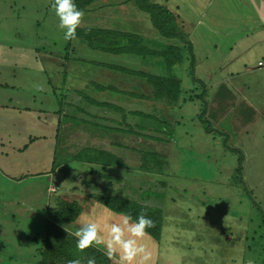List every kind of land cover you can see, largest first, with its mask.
Listing matches in <instances>:
<instances>
[{
    "label": "rangeland",
    "instance_id": "rangeland-1",
    "mask_svg": "<svg viewBox=\"0 0 264 264\" xmlns=\"http://www.w3.org/2000/svg\"><path fill=\"white\" fill-rule=\"evenodd\" d=\"M172 1L170 7L177 3L178 13L188 22L176 19L182 33L190 24L193 32L202 30L212 17L217 27L210 24L211 35L234 29L252 12L240 0H227L226 6L221 0ZM97 3L100 8L90 12L93 27H78L76 38L65 41L49 0L0 2V39L31 44L26 63L2 70L0 62V82L24 88V102L19 104L24 108L0 109V168L23 178L3 187L14 185L9 191L27 194L25 185L32 192L51 185L58 190L54 199L59 195L76 201L81 212L62 227L64 239L75 237L83 217L119 214L101 200H134L161 208L160 237L149 235L144 241L151 254L147 264H247L249 258L264 264V79L254 78L255 67L242 75L243 94L233 81L225 82L234 104H228L222 118L221 113L215 118L204 114L205 128H211L206 132L199 117L204 105L197 96L204 91L209 108L224 89L210 87L209 93L193 79L185 42L161 36L150 13L133 0ZM91 30L128 34L143 53L114 54L97 48L101 42ZM121 39L127 43L126 37ZM171 45L183 48L184 58L168 68L163 53ZM159 76L180 82L185 99L155 91L153 82ZM18 91L16 87L11 94L21 100ZM251 95L259 99L258 113L245 102ZM215 106L212 101L211 109ZM250 117L251 124L244 127ZM50 119H55L54 129ZM35 136L38 139L29 140ZM84 148L96 150L98 157L73 160ZM110 155L120 161L109 163ZM240 156L242 182L235 172ZM53 161L58 167H52ZM35 205H40L37 200ZM40 218L21 222L38 242L45 234ZM59 243L47 249L42 245L41 251L51 254L47 264H67L55 247ZM107 263L117 264L109 258Z\"/></svg>",
    "mask_w": 264,
    "mask_h": 264
},
{
    "label": "crops",
    "instance_id": "crops-1",
    "mask_svg": "<svg viewBox=\"0 0 264 264\" xmlns=\"http://www.w3.org/2000/svg\"><path fill=\"white\" fill-rule=\"evenodd\" d=\"M2 1L3 0H0L1 3ZM240 1H244L252 12L245 16L246 23L236 22L238 25L234 27V29L236 28L237 30L241 27L238 31L235 32L234 29L229 27L223 32L211 35L212 32L208 30V27L210 24H214L216 26L214 23L216 19L215 17H212L210 20L208 18V26L202 30L193 32L194 25L190 24L189 28L183 32L185 40L190 42L193 47V79L201 82L209 93H212V91H209L210 87H215L219 89V91L222 88L224 89L221 91L220 98L211 100V103L214 101L216 105L213 110L211 109V103L209 108L207 104L205 114L209 118L212 116L215 118L216 114L218 115L219 113H221L219 114V117L222 118L226 107H229L228 104L231 103V106L234 104V99L229 94L228 87L225 82L233 81V87H236V89L240 90L243 94L244 87L241 84V82H243L242 75H245L248 71L253 70L252 68L255 67L256 70H254V72L258 71V73H256L254 78L257 80L264 79V0ZM152 2L165 6L172 11V13L176 16V19L180 17L179 19L184 21V24L188 23L178 13L179 6L177 3H174L173 7H170L169 0H162L158 2L152 0ZM170 3L172 4L173 1L170 0ZM222 3L226 6L227 0H221V6H223ZM100 6L101 5L97 3V0L91 3L84 10L85 15L83 16L79 27H93L94 24L90 23L93 17L90 12L93 9L94 11H97L96 8H100ZM11 7L12 6L10 5L7 15H9ZM218 20L221 21L222 19ZM198 22H200V20H198ZM230 22L233 23V20L231 19ZM23 38H25V36H23ZM19 41L12 40L11 42H8L7 39H0V45L3 47V49L0 48V62L5 66L2 70L11 68L13 65L18 63H26L25 54L29 55L31 51V44L29 42H23L22 45H20L18 43ZM4 49L6 50L4 51ZM21 54H23V56H20ZM0 87L3 88V90L0 89V109L2 111L12 109L18 112V108L22 107H19V104L24 102V88L20 89V86H18L16 82H0ZM16 87H18L19 90H22L16 93L17 96L22 98L21 100L15 98L14 95L11 94V91ZM253 96L254 95H251V99L246 100L245 102L253 112L258 113L260 109L256 107V104L259 99L256 96ZM231 112L233 113L234 111ZM227 113H229V111L225 113L226 116ZM226 116L224 115L225 119ZM55 119H58V117ZM55 119H50V122H48L49 125H52L50 128L54 129L56 127V122L52 123ZM225 119L220 121L222 122L220 123L221 126L224 124ZM44 120L48 121L46 116L44 117ZM245 120L247 121L244 123V127H248L251 124L252 117H250L249 120ZM42 123L44 124L43 126H45V122L42 121ZM36 139H38L37 136L29 138L30 141H35ZM25 148H27L26 145L22 149ZM0 171L2 173V175H0V264H41L42 256L40 248L42 237L38 242V239L34 237L29 230V227L28 229H25L21 222L26 220L28 223L30 218H35L36 215L39 216L40 220V216L42 215L46 228L50 210L52 211L56 207V198L59 195L54 199L53 192L57 189L49 185V187L47 186L45 189L41 190L38 188L40 190L32 192L29 191L30 188L25 185L22 189H28L27 194L22 191L15 193L13 191H9V188H13L14 185H6V188H4V183H20L23 178H21V176L15 177L1 168ZM51 171L55 170L51 169ZM51 199L53 205L50 204ZM36 200L40 204L38 207L35 205ZM44 215L45 219L43 217Z\"/></svg>",
    "mask_w": 264,
    "mask_h": 264
},
{
    "label": "trees",
    "instance_id": "trees-1",
    "mask_svg": "<svg viewBox=\"0 0 264 264\" xmlns=\"http://www.w3.org/2000/svg\"><path fill=\"white\" fill-rule=\"evenodd\" d=\"M95 0H75V3L79 9H83V11ZM137 7L145 12L150 13L151 20L153 26L156 28V30L161 34V36L165 38H180L182 39L186 44V49L189 52V56L191 59V75H193V66H194V55H193V47L192 44L185 40L184 33H182L180 30H178V24L176 20V16L170 11L168 8H166L163 5H160L158 3L151 2L150 0H133ZM53 0H49L50 6H52ZM88 31V30H86ZM96 31V30H91ZM89 31V32H91ZM89 32L88 35H89ZM96 37H99V40L101 42L100 46H97V48L104 49L106 51H110L114 54H139L141 53V49H136L135 46L137 43L134 41L132 36L120 32H113V31H106V30H97L94 34ZM122 37L127 38V43H122ZM184 49L171 45L167 48V50L163 53L165 57V62L168 68L173 67L176 64H181L182 60L184 58L183 52ZM143 53V51H142ZM141 53V54H142ZM140 54V55H141ZM155 81L153 82L155 86V91L158 90L161 93H165L171 97L173 100L177 99H185L184 97H181L180 92V82L178 81H172L165 77L159 76L155 78ZM198 81V80H196ZM204 86V85H203ZM205 88V86H204ZM205 92H201L197 98L201 99L203 102V109L201 114L199 115L201 122L204 124V128L206 127L205 123L206 119L204 118V114L206 113V102L204 101ZM192 98V97H190ZM110 106V104H103ZM208 124V123H207ZM206 132H210L211 128H205ZM84 152L83 155L81 153ZM76 157H74L73 160H81L82 158H87V161L90 159H95L98 156V152L94 149L90 148H84L81 151H78L76 154ZM110 161L109 163L119 162L120 160L114 159L112 160V157L110 155ZM238 166L236 167V175L239 179V181L242 182V161L243 157L240 156L238 158ZM54 161H53V168ZM52 168V169H53ZM103 199V198H102ZM108 208L115 212H125L130 213L132 217L135 219L136 216H138L141 213L146 214L148 217H150L153 222L154 226L150 229H147L149 235H151L154 238L160 237V228L162 225V211L161 208L158 207H152V206H145L140 205L134 200L130 201H124L118 200L115 198L114 200H101ZM256 204V202H255ZM257 207L259 206L256 204ZM260 210V206L258 207ZM81 207L76 203V201H68L60 196L56 198V207L54 210L50 211L49 218L46 223L45 228V234L41 240V248L42 245H45V249H47L49 246H53L54 241H59L60 243L57 244L55 247L59 250V253L62 254L65 257L64 262L67 264H70V261L74 259H80L82 264H87V261L89 258H95L96 264H108L107 259L108 257L105 255L103 251L96 247H89L83 251H79L76 248V237L68 236V238L64 239L65 231L64 228H62L64 225H70L80 214ZM42 261L41 264H47L48 256L51 255L49 252L41 251Z\"/></svg>",
    "mask_w": 264,
    "mask_h": 264
},
{
    "label": "clouds",
    "instance_id": "clouds-1",
    "mask_svg": "<svg viewBox=\"0 0 264 264\" xmlns=\"http://www.w3.org/2000/svg\"><path fill=\"white\" fill-rule=\"evenodd\" d=\"M52 8L59 19V28L64 30L63 39H75L85 15L83 9L77 7L75 0H53ZM116 215L119 219L114 221ZM78 222L80 226L74 232L77 250L102 247L105 255L117 264H147L150 260L151 254L144 241L149 236L147 229L152 228L154 222L146 214L141 213L134 219L130 213L108 211L102 217H83ZM70 264L82 262L74 259ZM87 264H96L95 258H89ZM247 264H255V261L249 258Z\"/></svg>",
    "mask_w": 264,
    "mask_h": 264
}]
</instances>
